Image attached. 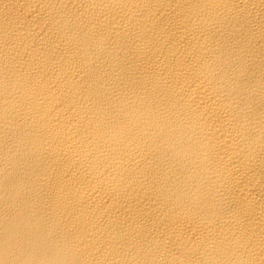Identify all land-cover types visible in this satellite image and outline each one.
<instances>
[{
    "label": "bare ground",
    "instance_id": "1",
    "mask_svg": "<svg viewBox=\"0 0 264 264\" xmlns=\"http://www.w3.org/2000/svg\"><path fill=\"white\" fill-rule=\"evenodd\" d=\"M0 264H264V0H0Z\"/></svg>",
    "mask_w": 264,
    "mask_h": 264
}]
</instances>
